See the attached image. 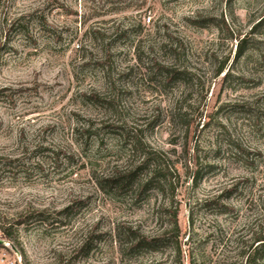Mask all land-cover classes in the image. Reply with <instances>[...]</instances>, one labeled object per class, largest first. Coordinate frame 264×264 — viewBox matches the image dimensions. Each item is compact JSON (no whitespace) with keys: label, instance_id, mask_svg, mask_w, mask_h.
Instances as JSON below:
<instances>
[{"label":"rangeland","instance_id":"rangeland-1","mask_svg":"<svg viewBox=\"0 0 264 264\" xmlns=\"http://www.w3.org/2000/svg\"><path fill=\"white\" fill-rule=\"evenodd\" d=\"M146 155L143 194L100 190ZM259 234L264 0H0V264H245Z\"/></svg>","mask_w":264,"mask_h":264},{"label":"trees","instance_id":"trees-1","mask_svg":"<svg viewBox=\"0 0 264 264\" xmlns=\"http://www.w3.org/2000/svg\"><path fill=\"white\" fill-rule=\"evenodd\" d=\"M12 26L13 25H11V27ZM246 43L247 39L245 38L239 39L237 41V44L235 45L236 50L234 52L236 59H240L245 55ZM162 70L164 71V75L166 77L167 82H172L176 78H181V76L185 74L184 72L176 71L171 68H162ZM222 71L223 69L219 68L217 70V75L220 74ZM224 76H226L225 80L229 78L227 74H225ZM132 145L136 150L138 149V144H136V142H133ZM149 160L150 156H143L142 160L137 165L131 166L130 168H126L124 172L114 171L108 177L98 179V187L104 193L109 194V191H116L117 193H121L129 187L132 188L133 186H135L136 191L138 192L137 195L140 196L147 190L148 186L153 182V180L155 179L154 177L157 174V170H153L154 173L149 179H144L143 181L137 180V176L141 172V170L149 166ZM67 211L68 209H65L62 213H65ZM173 217L175 219L174 228L176 229L174 237L177 238L179 236V231L176 223V215L174 214ZM3 232H5V229H3ZM168 234L169 233L167 232H163L159 235L147 237L144 235L137 234L130 228H118L116 231V236L118 240H120L123 244L119 247L120 256L123 258L126 257L132 259L141 255L145 256L148 253L153 254L159 251V249L162 248L163 244L166 243V241L168 240ZM175 244L176 246L174 247V254L176 257V261L178 264H183L179 244H177V242H175ZM91 248V241L87 240L80 247V250L89 253L91 251ZM243 254L244 253L241 252L239 255ZM243 257L245 259V264H264V236L260 234L254 236V238L252 239L250 251L244 254Z\"/></svg>","mask_w":264,"mask_h":264},{"label":"built area","instance_id":"built-area-1","mask_svg":"<svg viewBox=\"0 0 264 264\" xmlns=\"http://www.w3.org/2000/svg\"><path fill=\"white\" fill-rule=\"evenodd\" d=\"M143 21L145 24H149L151 22V18L149 16H144Z\"/></svg>","mask_w":264,"mask_h":264},{"label":"water","instance_id":"water-1","mask_svg":"<svg viewBox=\"0 0 264 264\" xmlns=\"http://www.w3.org/2000/svg\"><path fill=\"white\" fill-rule=\"evenodd\" d=\"M2 243H3L2 240H0V245H2Z\"/></svg>","mask_w":264,"mask_h":264}]
</instances>
